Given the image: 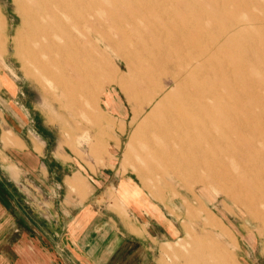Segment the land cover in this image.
<instances>
[{
    "label": "rangeland",
    "instance_id": "rangeland-1",
    "mask_svg": "<svg viewBox=\"0 0 264 264\" xmlns=\"http://www.w3.org/2000/svg\"><path fill=\"white\" fill-rule=\"evenodd\" d=\"M27 130L156 264H264V0H0L2 158Z\"/></svg>",
    "mask_w": 264,
    "mask_h": 264
},
{
    "label": "crops",
    "instance_id": "crops-1",
    "mask_svg": "<svg viewBox=\"0 0 264 264\" xmlns=\"http://www.w3.org/2000/svg\"><path fill=\"white\" fill-rule=\"evenodd\" d=\"M12 133L0 156V264H156L151 234L126 237L96 208L79 206L80 172L54 157L50 166L54 150L31 131Z\"/></svg>",
    "mask_w": 264,
    "mask_h": 264
},
{
    "label": "bare ground",
    "instance_id": "bare-ground-1",
    "mask_svg": "<svg viewBox=\"0 0 264 264\" xmlns=\"http://www.w3.org/2000/svg\"><path fill=\"white\" fill-rule=\"evenodd\" d=\"M163 1V0H162ZM164 6H165V4H164ZM166 7V6H165ZM30 8H31V10L35 13L36 11H34L35 10V5L33 4V3H31V5H30ZM88 8V7H87ZM86 8V9H87ZM102 8V7H101ZM124 11V10H123ZM161 11V10H160ZM126 14V13H125ZM128 18V17H127ZM43 19V18H42ZM135 23V22H134ZM91 26H90V29H91V31L93 32V33H98V25H96V24H90ZM135 25V24H134ZM148 25V24H147ZM156 25V24H155ZM136 26V25H135ZM134 26V27H135ZM180 45V44H179ZM112 68V70H115V69H117V67L114 69L113 67H111ZM87 69V68H86ZM108 68H107V66L106 65H104V64H99V66H98V69H97V72H98V74L101 76V77H103V75H106V74H108L109 72H108V70H107ZM53 73V72H52ZM98 75V76H99ZM61 76H63V77H65L64 75H61ZM45 77V76H44ZM62 78V77H61ZM200 78V77H199ZM171 82H173V84L172 85H176L177 84V82H176V80L174 79V78H171ZM225 82V81H224ZM147 83L148 82H146V81H144V80H142V82L141 83H137V84H135L134 85V92L136 91L137 92V90H138V88L140 87V88H146L148 85H149V83H148V85H147ZM62 85H63V83H62ZM145 85H147V86H145ZM157 85L160 87L159 88V91H158V96L159 97H163L162 99H165L166 98V100L168 99V100H170L172 97H174L175 96V94L174 93H171V91L169 90H166L165 92H164V90H163V86H161V85H159V83H157ZM174 85V86H175ZM227 85V84H226ZM112 86H114V87H117V88H119L121 91H119V92H122L123 93V95L125 96V100H127V102H129L130 104H131V106H132V110H134V108H135V104H136V102L134 103V102H131V93L130 92H128L127 90H125L123 87H121V86H117L115 83H114V85H112ZM150 86H152V85H150ZM236 86V85H235ZM88 88V87H87ZM147 89H148V87H147ZM151 88H149V90H150ZM102 90H104L105 91V94H103L102 95V100L104 101V103L108 106V107H111V109H113L114 111H117V112H119V108H120V106H119V104L118 103H116V100L115 101H113V92H110V91H106V89L105 88H103ZM109 90V89H108ZM116 90V89H115ZM142 90V89H141ZM146 90V89H145ZM202 90V89H201ZM143 91V90H142ZM118 92V91H117ZM239 93V92H238ZM165 94V95H164ZM73 93H72V97H73ZM161 99V98H160ZM157 100V99H156ZM143 106H145V107H147L148 109H149V111H150V114H153V116H155L154 114H155V111L157 110L156 109V104H154V102H152V101H149L147 104H143L142 106L140 105V109H142V107ZM176 106V105H175ZM77 109V108H76ZM125 110V109H124ZM180 112V111H179ZM112 113V112H111ZM108 124H110V121H109V123ZM136 125V124H135ZM132 126H133V124L130 126L131 128H132ZM212 128V127H211ZM122 129V128H121ZM133 129V128H132ZM134 130V129H133ZM220 133V132H219ZM162 134V133H161ZM218 135V134H217ZM192 136H193V134H192ZM221 136V135H220ZM138 138V137H137ZM166 139H169V137L168 138H166ZM182 139V138H181ZM180 139V140H181ZM133 140V139H132ZM131 140V141H132ZM185 140V139H184ZM145 142V141H144ZM187 143V142H186ZM145 145H147L146 143H144ZM227 144V143H226ZM158 155V154H157ZM175 165V164H174ZM177 173V172H176ZM207 173V172H206ZM156 174V173H155ZM154 175V174H153ZM203 179V178H202ZM178 180V179H177ZM234 190V189H233ZM232 190V191H233ZM250 193V192H249ZM250 196V195H249ZM234 205V204H233ZM263 208V207H262Z\"/></svg>",
    "mask_w": 264,
    "mask_h": 264
}]
</instances>
